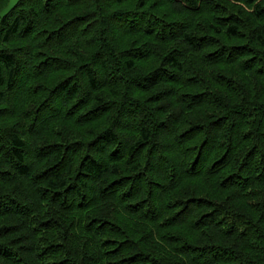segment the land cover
<instances>
[{"label": "trees", "instance_id": "1", "mask_svg": "<svg viewBox=\"0 0 264 264\" xmlns=\"http://www.w3.org/2000/svg\"><path fill=\"white\" fill-rule=\"evenodd\" d=\"M0 0V264H264V0Z\"/></svg>", "mask_w": 264, "mask_h": 264}, {"label": "rangeland", "instance_id": "2", "mask_svg": "<svg viewBox=\"0 0 264 264\" xmlns=\"http://www.w3.org/2000/svg\"><path fill=\"white\" fill-rule=\"evenodd\" d=\"M19 0H8L7 5L1 12V16L5 15L13 6L17 4Z\"/></svg>", "mask_w": 264, "mask_h": 264}]
</instances>
